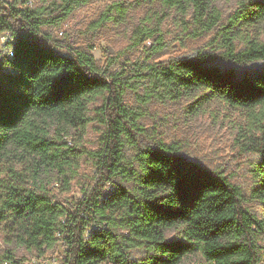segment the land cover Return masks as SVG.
Returning a JSON list of instances; mask_svg holds the SVG:
<instances>
[{"label":"trees","instance_id":"trees-1","mask_svg":"<svg viewBox=\"0 0 264 264\" xmlns=\"http://www.w3.org/2000/svg\"><path fill=\"white\" fill-rule=\"evenodd\" d=\"M90 1L53 0L31 10L18 7L26 0H0V33L12 37L0 50V159L14 150L61 168L72 149L49 135L48 121L56 116L85 125L88 100L97 95H104L100 113L107 129L95 153L94 185L75 203L41 183L38 164L32 184L19 172L9 179L0 175V223L12 222L21 242L42 253L60 242L62 264H181L196 250L211 264H264V246L257 244L264 220L243 206L241 187L173 144L141 145L140 113L122 100L127 89H142L147 104L170 86L203 89L206 98L234 107L264 105V71L240 74L215 62L264 60V41L248 39L241 50L235 43L244 27L264 19V0L239 1L225 22L214 0H162L167 7L205 13L206 30L217 29L216 42L224 51L149 61L164 46L157 36L146 60L117 71L100 68L89 53L44 31ZM154 35L146 28L141 41ZM258 151L254 191L264 199V142ZM169 228H178L180 237L168 239Z\"/></svg>","mask_w":264,"mask_h":264},{"label":"rangeland","instance_id":"rangeland-1","mask_svg":"<svg viewBox=\"0 0 264 264\" xmlns=\"http://www.w3.org/2000/svg\"><path fill=\"white\" fill-rule=\"evenodd\" d=\"M11 3L14 0H5ZM31 5L29 6V2ZM53 0H26L18 7L33 10ZM241 0H214L215 7L225 22ZM117 5L121 6L119 10ZM111 10V12H109ZM124 11V13H121ZM109 12V18L103 14ZM207 15L192 9L182 11L167 7L162 0H91L77 8L59 26L44 27L46 33L63 40L71 48L87 52L100 68L117 71L131 69L137 61L146 60L154 39H163V48L149 61L170 57H188L197 50L221 53L223 47L216 42L217 29L206 30ZM155 35L141 41L144 29ZM0 33V50L2 43ZM248 39L264 41V19L244 27L236 39V49L245 48ZM43 41V40H42ZM222 68H233L238 73L264 71V60L234 64L216 58ZM143 90L127 89L123 103L140 113L138 122L143 135L138 136L141 145L157 143L173 144L184 156L204 166L222 172L231 182L239 185L243 194V206L264 220V199L255 194L259 187L258 163L260 145L264 142V105L253 108L234 107L220 98H206L207 91L183 90L165 87L145 104ZM104 95L88 100L85 125L74 126L53 116L47 124L48 132L58 142H67L72 149L68 163L62 167H47L33 157L23 156L11 150L0 159V175L9 179L13 172L26 176L32 184L35 165H39L38 178L52 193L61 199L75 203L83 192L94 185V170L98 165L95 156L104 145L107 129L100 113ZM61 137V138H60ZM131 153V151H128ZM110 187V185H108ZM107 191V190H106ZM170 240L180 237L178 228L165 230ZM257 244L264 246V234L257 235ZM264 263V252H260ZM62 264L64 247L61 243L44 253L29 248L21 242L18 230L12 222L0 223V264ZM181 264H211L196 250L185 256Z\"/></svg>","mask_w":264,"mask_h":264},{"label":"built area","instance_id":"built-area-1","mask_svg":"<svg viewBox=\"0 0 264 264\" xmlns=\"http://www.w3.org/2000/svg\"><path fill=\"white\" fill-rule=\"evenodd\" d=\"M28 2H29L28 3L29 6H30L31 5V1H28ZM1 35H2V40H3L2 43L3 44H7L8 42H10L12 40L11 34L9 32H3ZM57 236L60 238V234H57ZM56 262H57V260L55 258H53V263L52 264H56Z\"/></svg>","mask_w":264,"mask_h":264}]
</instances>
